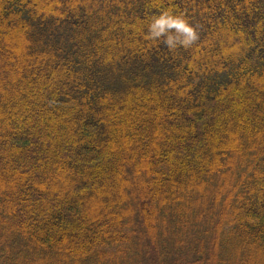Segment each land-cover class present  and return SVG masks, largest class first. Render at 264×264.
<instances>
[{"label": "trees", "instance_id": "1", "mask_svg": "<svg viewBox=\"0 0 264 264\" xmlns=\"http://www.w3.org/2000/svg\"><path fill=\"white\" fill-rule=\"evenodd\" d=\"M0 264H264V0H0Z\"/></svg>", "mask_w": 264, "mask_h": 264}, {"label": "clouds", "instance_id": "2", "mask_svg": "<svg viewBox=\"0 0 264 264\" xmlns=\"http://www.w3.org/2000/svg\"><path fill=\"white\" fill-rule=\"evenodd\" d=\"M172 28L177 29V34L167 36L165 42L170 46H175L177 39H180L185 46L197 39L194 28L187 21L167 12L156 18L150 25L152 37H160Z\"/></svg>", "mask_w": 264, "mask_h": 264}, {"label": "rangeland", "instance_id": "3", "mask_svg": "<svg viewBox=\"0 0 264 264\" xmlns=\"http://www.w3.org/2000/svg\"><path fill=\"white\" fill-rule=\"evenodd\" d=\"M19 85H20V86L22 85V82H21V81L19 82ZM37 95H38V91L34 94V97L32 96V98L35 99ZM14 104H15V103H14ZM158 105H159V103H158ZM23 113H24V112H23ZM39 117H42V114H38V119H39ZM56 126H58V123H56ZM129 128H130V126H129ZM51 132H52V133H55L56 130L53 129ZM152 251H153V250H151V252H152Z\"/></svg>", "mask_w": 264, "mask_h": 264}]
</instances>
